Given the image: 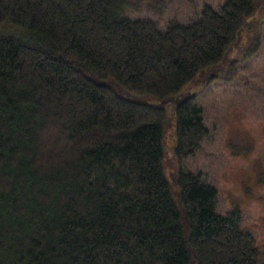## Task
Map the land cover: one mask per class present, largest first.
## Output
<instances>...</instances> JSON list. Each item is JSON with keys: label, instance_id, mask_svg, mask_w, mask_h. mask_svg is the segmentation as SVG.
I'll return each instance as SVG.
<instances>
[{"label": "trees", "instance_id": "obj_1", "mask_svg": "<svg viewBox=\"0 0 264 264\" xmlns=\"http://www.w3.org/2000/svg\"><path fill=\"white\" fill-rule=\"evenodd\" d=\"M129 4L0 0V27L17 29L0 34V264H264L214 185L181 169L174 190L171 113L147 102L217 79L246 33L258 52L264 0L165 30ZM196 98L176 106L177 158L210 136Z\"/></svg>", "mask_w": 264, "mask_h": 264}, {"label": "rangeland", "instance_id": "obj_2", "mask_svg": "<svg viewBox=\"0 0 264 264\" xmlns=\"http://www.w3.org/2000/svg\"><path fill=\"white\" fill-rule=\"evenodd\" d=\"M129 1L126 13L131 19H151L162 30L167 29L172 21L192 24L207 6L217 11L227 2ZM261 29L263 43L252 57L246 55L249 43L246 38L250 36L246 33L240 39V45L229 53L220 72L215 73L217 79L197 80L170 101L153 99L147 102L166 107L171 113L166 130L165 171L174 190L178 192L177 176L181 169L201 175L220 192L217 212L226 216L240 208L243 230L253 234L264 251V24ZM14 30L17 29L6 24L0 27V34L4 31L14 33ZM232 65L236 68L237 78L229 80ZM192 96H197L195 104L204 111V123L210 136L194 155L177 158L175 110L181 100Z\"/></svg>", "mask_w": 264, "mask_h": 264}]
</instances>
